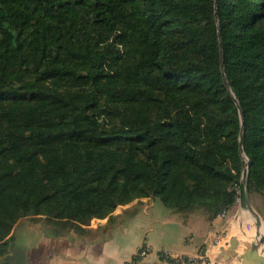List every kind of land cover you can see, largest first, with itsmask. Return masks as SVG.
Wrapping results in <instances>:
<instances>
[{"label": "trees", "instance_id": "trees-1", "mask_svg": "<svg viewBox=\"0 0 264 264\" xmlns=\"http://www.w3.org/2000/svg\"><path fill=\"white\" fill-rule=\"evenodd\" d=\"M246 167L264 196V0H0V246L143 196L213 221Z\"/></svg>", "mask_w": 264, "mask_h": 264}, {"label": "crops", "instance_id": "crops-1", "mask_svg": "<svg viewBox=\"0 0 264 264\" xmlns=\"http://www.w3.org/2000/svg\"><path fill=\"white\" fill-rule=\"evenodd\" d=\"M256 234L253 215L240 203L226 218L208 221L200 212L184 215L143 196L79 231L60 229L40 217L24 218L0 246V264H125L145 246V264H239L237 258L223 262L221 249L237 238L240 258ZM219 235L225 239L218 242Z\"/></svg>", "mask_w": 264, "mask_h": 264}, {"label": "water", "instance_id": "water-1", "mask_svg": "<svg viewBox=\"0 0 264 264\" xmlns=\"http://www.w3.org/2000/svg\"><path fill=\"white\" fill-rule=\"evenodd\" d=\"M220 53L222 56V44H220ZM224 64L222 63V71L224 73ZM224 80H225V84L227 86V88L229 89V91L231 92V94L233 95L231 89L229 88V84L227 81V78L225 76L224 73ZM237 102V100H236ZM238 103V102H237ZM242 123H244V120L242 118ZM240 146H241V151L243 152V137H241L240 139ZM248 167H246L245 171L243 172V177H242V181H241V189H240V193H239V203L240 206L243 210H247L250 211L251 214L254 217V223H255V227L257 229V234H256V239L255 242L252 243L244 256L242 257H238V253H237V249L238 246L240 244V241L237 238H232L230 239L229 243L227 244V247L224 249V247L221 249L223 252V262H231L233 259H238V263L239 264H264V234H263V225H262V221L260 220V218L258 217L257 213L255 212V210L252 208L250 201H249V195L247 192V179H248ZM246 236V235H245ZM215 264H219V263H215Z\"/></svg>", "mask_w": 264, "mask_h": 264}, {"label": "built area", "instance_id": "built-area-1", "mask_svg": "<svg viewBox=\"0 0 264 264\" xmlns=\"http://www.w3.org/2000/svg\"><path fill=\"white\" fill-rule=\"evenodd\" d=\"M229 212L228 211H225L223 213H221L220 217L222 218H226L228 216ZM225 239V236L224 235H219L218 237V242L222 241ZM149 254V250L148 248L145 246V247H142L137 255L129 262L125 263V264H145V261H146V258Z\"/></svg>", "mask_w": 264, "mask_h": 264}, {"label": "rangeland", "instance_id": "rangeland-1", "mask_svg": "<svg viewBox=\"0 0 264 264\" xmlns=\"http://www.w3.org/2000/svg\"><path fill=\"white\" fill-rule=\"evenodd\" d=\"M251 198L250 202H251V206L254 209H257L258 212L257 215L260 218V220L262 221V225H263V234H264V196L258 195V194H252L249 196ZM254 209V210H255Z\"/></svg>", "mask_w": 264, "mask_h": 264}]
</instances>
